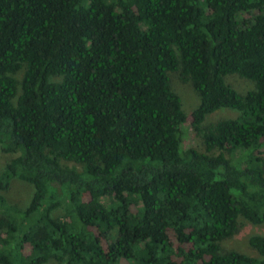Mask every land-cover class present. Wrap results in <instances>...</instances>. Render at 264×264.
<instances>
[{
    "label": "trees",
    "instance_id": "1",
    "mask_svg": "<svg viewBox=\"0 0 264 264\" xmlns=\"http://www.w3.org/2000/svg\"><path fill=\"white\" fill-rule=\"evenodd\" d=\"M0 151V264H264L260 234L220 249L264 220V0H0Z\"/></svg>",
    "mask_w": 264,
    "mask_h": 264
},
{
    "label": "rangeland",
    "instance_id": "2",
    "mask_svg": "<svg viewBox=\"0 0 264 264\" xmlns=\"http://www.w3.org/2000/svg\"><path fill=\"white\" fill-rule=\"evenodd\" d=\"M168 82L170 88L179 97V107L176 114L182 121L184 135L181 143L179 142L178 148H188L192 147L199 151H204L200 136L195 133L190 124L189 114L191 110L198 104L199 97L192 89L189 81H183L179 78L178 71H172L167 73ZM19 75H17V78ZM224 81H226L234 90L238 93H244L245 91L252 89L253 82L239 77L237 74H227L224 76ZM237 114L235 109L231 108H219L212 113L206 115L202 125L206 126L213 123L216 120L222 118H231ZM211 153H216V150L210 151ZM13 156L12 154L3 153L0 151V171L2 170L5 162ZM32 192V186L24 181L17 178H11L8 181L7 189L3 192L6 203L10 205H15L19 208H23ZM59 192V190H58ZM60 195V194H59ZM63 214V204L53 211V216L60 217ZM251 234H260L264 237V220L261 223L253 224L248 222L246 219L239 217L237 228L233 235L223 240L220 244V249L225 250H235L243 254L257 257L256 251L248 245L247 238ZM50 262V261H49ZM41 263V264H48ZM122 264H126L122 262Z\"/></svg>",
    "mask_w": 264,
    "mask_h": 264
}]
</instances>
